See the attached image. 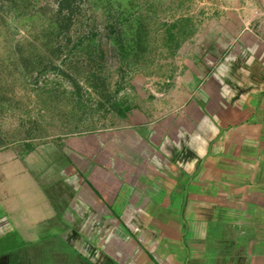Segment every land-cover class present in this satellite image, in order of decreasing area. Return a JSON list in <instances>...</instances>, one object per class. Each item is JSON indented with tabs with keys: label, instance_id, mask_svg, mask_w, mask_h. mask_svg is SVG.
I'll use <instances>...</instances> for the list:
<instances>
[{
	"label": "crops",
	"instance_id": "crops-1",
	"mask_svg": "<svg viewBox=\"0 0 264 264\" xmlns=\"http://www.w3.org/2000/svg\"><path fill=\"white\" fill-rule=\"evenodd\" d=\"M213 1L180 75L69 137L53 190L2 148L0 264H264V5Z\"/></svg>",
	"mask_w": 264,
	"mask_h": 264
},
{
	"label": "rangeland",
	"instance_id": "rangeland-1",
	"mask_svg": "<svg viewBox=\"0 0 264 264\" xmlns=\"http://www.w3.org/2000/svg\"><path fill=\"white\" fill-rule=\"evenodd\" d=\"M212 5L0 0V151L14 153L36 181L62 183L69 137L117 127L134 94L153 93L155 83L180 75L192 42L217 12L206 9ZM55 257L45 260L57 264Z\"/></svg>",
	"mask_w": 264,
	"mask_h": 264
},
{
	"label": "trees",
	"instance_id": "trees-1",
	"mask_svg": "<svg viewBox=\"0 0 264 264\" xmlns=\"http://www.w3.org/2000/svg\"><path fill=\"white\" fill-rule=\"evenodd\" d=\"M62 1H64V2H69V1H71V0H62Z\"/></svg>",
	"mask_w": 264,
	"mask_h": 264
},
{
	"label": "built area",
	"instance_id": "built-area-1",
	"mask_svg": "<svg viewBox=\"0 0 264 264\" xmlns=\"http://www.w3.org/2000/svg\"><path fill=\"white\" fill-rule=\"evenodd\" d=\"M262 4L264 5V0H263Z\"/></svg>",
	"mask_w": 264,
	"mask_h": 264
}]
</instances>
